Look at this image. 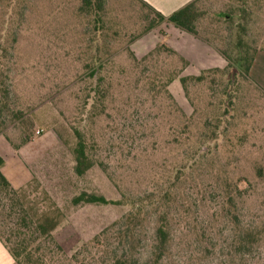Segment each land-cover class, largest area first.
Instances as JSON below:
<instances>
[{
    "label": "rangeland",
    "instance_id": "rangeland-1",
    "mask_svg": "<svg viewBox=\"0 0 264 264\" xmlns=\"http://www.w3.org/2000/svg\"><path fill=\"white\" fill-rule=\"evenodd\" d=\"M103 1L97 22L81 0H0L2 173L13 188L38 180L63 212L51 263L264 264V58L251 70L264 0H199L196 37L146 30L140 0ZM76 132L91 165L80 177ZM82 192L122 204L72 206Z\"/></svg>",
    "mask_w": 264,
    "mask_h": 264
},
{
    "label": "trees",
    "instance_id": "trees-1",
    "mask_svg": "<svg viewBox=\"0 0 264 264\" xmlns=\"http://www.w3.org/2000/svg\"><path fill=\"white\" fill-rule=\"evenodd\" d=\"M198 1L193 0L166 17L140 0L141 6L148 11L147 19L149 22L146 30H151L160 23L167 22L174 28L196 37V22L201 17L196 8ZM103 4V0H81L79 10L86 13L93 12V16L98 18L97 22H100V12L103 10ZM150 15H152V18ZM13 25H15L13 18L3 19L1 22V27L6 32L5 35H10L12 38L10 43L15 44L17 32L14 30ZM160 48L165 47L155 48L142 61L157 55ZM1 50L6 52V48ZM166 50L175 54L170 49ZM132 59L136 61L135 57H132ZM180 60L182 59L180 58ZM252 62L253 57L245 59L240 57L236 59L235 64H239L243 68V73L248 75ZM210 72L209 70L204 71L199 76L180 78L179 80L184 87L187 81L202 82L205 74ZM1 90L4 96L5 91L4 89ZM75 135L77 142L73 150L74 172L80 177L91 165L85 154L82 136L78 132ZM4 164L5 161L0 156V242L13 259L14 264H52L50 257L48 258L47 255L50 254L51 248L55 251H61V247L55 241L53 233L64 220V214L38 180L32 179L20 188H13L2 173ZM71 204L72 206L81 204L120 205L122 201L107 200L103 196L82 192L72 198ZM226 205H228V202H226ZM117 225V222L112 224L109 227V231ZM105 233V231H102L92 240V243L99 244ZM155 236V242L158 244L154 245L151 257H156L155 259L157 260L165 244L166 232L162 227H159L155 231ZM109 264L134 263L131 257H127L124 253L111 252Z\"/></svg>",
    "mask_w": 264,
    "mask_h": 264
},
{
    "label": "crops",
    "instance_id": "crops-1",
    "mask_svg": "<svg viewBox=\"0 0 264 264\" xmlns=\"http://www.w3.org/2000/svg\"><path fill=\"white\" fill-rule=\"evenodd\" d=\"M142 1H144L149 6H151L153 9H155L156 11H158L159 13H161L162 15L167 17L170 14H172V13L176 12L177 10L181 9L182 7H184L186 4L192 2L193 0H142ZM261 58H264V57H259L257 59L253 68L251 69L252 72L254 70L256 63ZM0 264H14L13 259L10 257V255L8 254L6 249L3 247L1 242H0Z\"/></svg>",
    "mask_w": 264,
    "mask_h": 264
}]
</instances>
